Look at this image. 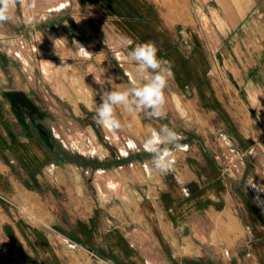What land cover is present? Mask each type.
<instances>
[{"label":"crops","instance_id":"0c3cea01","mask_svg":"<svg viewBox=\"0 0 264 264\" xmlns=\"http://www.w3.org/2000/svg\"><path fill=\"white\" fill-rule=\"evenodd\" d=\"M118 2L120 8L113 10L126 32L142 36L138 20L148 13L145 0ZM193 2L207 5L214 19L238 32L234 34L237 44H222L215 51V60L220 55V63L231 69L237 92L229 96L220 93L216 84L221 82L213 74V51L205 48L191 28L184 27L179 35L173 21L161 16L150 0V37L158 42V56L172 66L167 85L198 101L194 115L200 133L230 135L191 147L176 172L177 182L167 180L158 189L164 219L159 218L154 204L156 215L147 211L156 220L158 236L130 237L126 223L106 230L91 205H82L87 191L78 175L64 172L43 140L26 136L17 126L18 109L24 102L34 101L30 95L8 88L9 80L0 75V264H145L149 259L144 254L146 245L159 250L160 246L168 249L182 244L187 249L195 221L194 229L210 225V239L245 246L248 261L264 264V0ZM256 99L263 103L254 108L252 100ZM212 118L218 123L210 124ZM222 140L233 154L219 158L215 150L224 149ZM222 156L226 160L230 157L233 165L222 166ZM27 181L40 188L45 184L49 190L36 193L26 186ZM54 191L62 197L53 196ZM33 204L37 209L32 210ZM15 205L44 221L38 225L29 217L21 219ZM179 220L182 229L189 228L182 237L174 225ZM141 230L148 234L145 228ZM163 254L165 261L168 258ZM173 259L167 264H173Z\"/></svg>","mask_w":264,"mask_h":264},{"label":"rangeland","instance_id":"374dc122","mask_svg":"<svg viewBox=\"0 0 264 264\" xmlns=\"http://www.w3.org/2000/svg\"><path fill=\"white\" fill-rule=\"evenodd\" d=\"M145 2L148 13L138 20L142 24V36H135L126 32L125 24L113 10L120 8L118 0H26L24 5H17L11 22L0 24V75L9 80L8 88L19 90L20 95H30L34 101L24 102L23 108L17 107L16 124L26 136L43 140L64 172L78 175L79 183L84 184L83 189L87 191L82 205H91L106 230L126 223L128 236L150 239L149 236L159 235L155 218L148 214H155L151 204L157 208L160 219L164 215L159 207L161 192L158 189L167 180L176 181L179 165L191 147H201L205 141L209 145V140L215 142L230 135L200 133L198 117L194 115L199 109L198 101L185 97L183 92L169 85L165 89L163 119L150 117L145 111L129 113L123 106H117L116 113L123 125L121 130L113 131L94 123L92 116L100 102V96L95 93L101 91L95 76L111 79L113 90H123L133 82L138 84L136 66L128 62L126 52L137 43L158 45L150 37L152 6L150 0ZM154 3L161 16L173 21L179 35L188 27L202 38L205 48L214 53L213 74L221 82L216 88L223 95L236 93L233 73L220 63L219 53L215 60V51L216 47L220 50L222 44L225 47L231 46L233 41L237 44L234 36L237 30L231 32L226 22L214 19L215 14L210 13L207 5H194L193 0H154ZM127 40L132 44L127 45ZM249 40L251 44L254 41L253 37ZM73 41L84 49L76 48ZM104 88L110 91L111 85L106 84ZM261 93L264 98V91ZM258 103L263 101L252 100L254 108ZM216 123L212 118L210 124ZM165 125L183 136L179 142L181 147L173 149V170L166 174L154 169L150 154L143 149L150 130L158 131ZM222 146L224 149L215 150L219 158L233 154L225 148L224 140ZM221 158L222 166L233 165L230 157L229 160ZM26 186L36 193L49 190L45 184L40 188L29 181ZM55 194L59 198L63 195L54 191L53 196ZM13 205L10 202V207ZM16 205L14 210L21 219L29 217L38 225L44 221L38 219V214L27 208L25 213ZM37 207L33 204L32 210ZM196 223H191L192 240L187 249H183L182 244L168 249L160 246L159 250L147 245L142 247L145 257L149 258L145 264H167V260L174 257L173 264H256L246 259L245 246L219 244L209 237L213 232L207 228L210 225L200 230L194 229ZM174 225L179 237L183 236V231L188 233L189 228L182 229V220ZM234 251H238L236 255ZM183 253L186 254L184 259ZM161 254L168 259L164 261Z\"/></svg>","mask_w":264,"mask_h":264},{"label":"clouds","instance_id":"9594fccd","mask_svg":"<svg viewBox=\"0 0 264 264\" xmlns=\"http://www.w3.org/2000/svg\"><path fill=\"white\" fill-rule=\"evenodd\" d=\"M26 0H0V24L13 20V13L17 5H24ZM76 48L84 47L73 41ZM127 45L132 41L127 40ZM128 62L136 66L137 77L140 83L133 82L123 90H113L112 80L95 76V81L101 87L98 94L100 102L95 108L92 119L95 124L107 127L113 131L123 128L116 113L117 106H123L129 113L147 112L150 117L163 119L166 115L165 89L168 78L172 76L171 63L158 56V48L153 42L135 44L126 52ZM106 84L111 90H105ZM183 136L168 126H162L158 131L150 130L149 138L145 141L143 149L150 154L154 169L160 173L173 170V149L181 147Z\"/></svg>","mask_w":264,"mask_h":264}]
</instances>
